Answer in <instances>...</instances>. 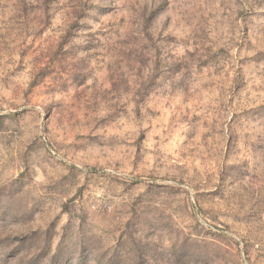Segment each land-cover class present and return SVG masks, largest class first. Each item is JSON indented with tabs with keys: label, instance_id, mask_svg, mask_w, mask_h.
I'll use <instances>...</instances> for the list:
<instances>
[{
	"label": "rangeland",
	"instance_id": "1",
	"mask_svg": "<svg viewBox=\"0 0 264 264\" xmlns=\"http://www.w3.org/2000/svg\"><path fill=\"white\" fill-rule=\"evenodd\" d=\"M0 264H264V0H0Z\"/></svg>",
	"mask_w": 264,
	"mask_h": 264
}]
</instances>
